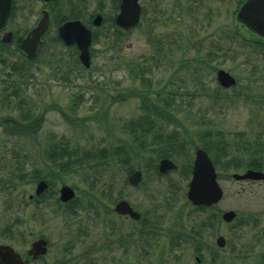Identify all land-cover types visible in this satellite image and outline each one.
<instances>
[{
    "label": "rangeland",
    "instance_id": "obj_1",
    "mask_svg": "<svg viewBox=\"0 0 264 264\" xmlns=\"http://www.w3.org/2000/svg\"><path fill=\"white\" fill-rule=\"evenodd\" d=\"M100 2L80 0L78 4L83 14L94 13L95 16L102 9L104 12H100L106 18L101 26H94L92 65L89 68L73 63L71 59L78 58L76 49L66 48L57 40L58 26L55 24L44 38L40 58L26 63L28 73L22 76L11 72V64L24 60L22 53L16 51L17 39L37 24L42 9L46 7L43 0H16V13L5 28L14 32L13 40L6 48L0 46V59L6 61L0 63V98L4 79L17 83L29 80L34 84L27 92L30 91L31 98L38 103V111H44L47 106L50 108L45 110V119L36 135H17L7 133L1 118L8 112L11 115L18 112L8 110L0 103V240L6 239L1 233L3 228L8 229L11 224L19 228L17 223L26 220L34 237L45 235L50 239L48 258L51 264L67 255L64 247L70 244L74 245V254L79 258L75 264H123L122 249L115 245L109 248V239L116 241L115 232L123 223L125 228L132 230L139 224L114 212L115 198L121 193L136 209L157 220L155 222L161 228L160 243L167 244L169 238L164 232L176 220V211L183 208L182 213L184 210L186 214L190 209L186 192L192 174L191 170L188 171L187 161L195 146L202 144L200 136L204 131L214 141L215 159L221 154L218 146L225 152L222 165L217 167L219 182L225 191L218 208L238 210V180L233 173L238 172L239 133L250 135L252 132L254 111L249 99L253 90L252 70L258 68L262 75L264 73V48L253 46L246 40L251 33L237 20L238 0H225L222 7L218 0H179V5L175 4L176 0H140L144 9L141 23L124 36H120L114 21L120 0H104L102 7ZM81 19L89 20L87 16ZM5 30H0V42ZM234 35L231 39L230 36ZM135 63L148 67L147 74L138 73L134 69ZM220 68L236 77V86L223 88L219 85L216 76ZM29 73L35 74V78ZM145 92H148L147 97ZM11 98L16 100L17 96ZM154 101L166 102L173 115L157 117L154 129L164 130L166 135L177 131L179 138L186 140L187 144L184 151L171 158L178 164V171L162 178L155 176L154 171H143V180L146 183H181L176 201L167 198L171 195L166 187L161 189V195L151 198L153 189L146 183L137 188L125 186L127 172L118 163L95 183L94 194L100 201L92 196L94 201L89 208L90 197L85 189L91 183L85 177V171L60 168L61 177L54 178L55 194L45 204L47 221L43 223L42 219L31 220L33 206H26L30 195L35 194L38 182L30 179L18 187L2 186L5 179L13 177V172L24 170L23 173L32 174L36 168L43 169L45 161L41 150L51 144L54 136H64L71 146L82 151L125 145L126 142L135 146L137 141H133L128 128L130 121L144 112L152 114L149 105ZM152 155L149 149L142 150V161L138 164L145 165ZM134 166L139 169L137 162ZM64 184L76 186L77 198L82 201L75 214H66L65 207L61 209L63 213H54L59 207L55 204L59 189ZM149 209L157 213L151 215ZM111 219L115 220L117 229L111 230ZM28 233L24 231L25 238ZM96 242L98 246L93 249ZM141 245L143 242L138 240L132 247L130 261H139ZM82 253L84 257H80Z\"/></svg>",
    "mask_w": 264,
    "mask_h": 264
},
{
    "label": "flooded vegetation",
    "instance_id": "obj_2",
    "mask_svg": "<svg viewBox=\"0 0 264 264\" xmlns=\"http://www.w3.org/2000/svg\"><path fill=\"white\" fill-rule=\"evenodd\" d=\"M218 2L222 7L225 0H218ZM245 2L246 0H238L236 13ZM175 4L179 5V0H176ZM240 24L247 28L244 24ZM250 33L251 44L264 48V35L254 31H250ZM252 83L253 90L249 98L252 101L254 111V120H251L252 132L250 135L240 132L238 142V210L235 208H218V204L225 195L222 186L223 195L220 200L212 204H195L188 198V189H190L191 183L189 181L186 198L190 209L186 214L184 210L182 213L183 208L176 211L174 217L176 220L164 232L165 236L169 238L168 243L164 245L160 243L159 232L161 228L156 223L157 220L155 222L153 218L147 216V213L140 212L132 203V207L141 214L139 218L135 219L130 214L118 213L116 211L117 203L127 198H115L114 212L127 220L138 222L140 227L134 228L133 231L131 228H125V223H123L122 227L117 229L115 228V220L111 219L109 222H112L111 227L109 226L111 230L117 229L115 232L117 234L116 241H113V243L109 239L111 242L109 248L115 245L122 249L124 254L123 264H264V177L255 175L242 177L250 171L264 173V120H260L262 114L264 115V73L262 75L258 68L252 70ZM260 84L263 90H261ZM154 137V133H149L150 139L145 143L147 147L156 144L154 143ZM200 147L196 146L194 148L193 155L188 157L189 162L186 160L188 171L194 170L197 151ZM218 148L219 153H221L219 157L217 156L218 159L214 157L213 147H210V149L205 148L216 168L222 165V155L225 156L224 149L221 146H218ZM146 184H148L147 187L153 189L150 194L151 198H155L156 194L161 195V189L164 190L166 187V191L169 190L167 193L171 195L167 198H172L175 201V195L181 185V183L173 181L167 183L151 181ZM121 195L123 194L121 193ZM230 211L234 214L231 219H227L226 213ZM148 212L151 215H153V212L154 214L157 213L154 209H149ZM158 218L161 219L159 213ZM31 220L33 219L31 218ZM27 233L26 238L24 235L19 236L16 225H13V227L4 230L2 235L6 239L4 241L0 240V244L12 246L21 255L25 264H51L48 258L51 249L50 239L45 235L34 237V232L30 230V227H28ZM28 236L30 237L28 238ZM41 238L48 241V251L35 257L30 251L33 249V243ZM95 240H98V238L96 237ZM138 240L143 242V245L140 246V259L138 262H132L129 259V254H131L132 247L138 243ZM97 243L92 246L93 249H96ZM73 247V244H70L69 247L65 246L64 249L67 255L64 254L62 258L55 261V264H75L79 258L75 256ZM84 255L82 253L80 257H84Z\"/></svg>",
    "mask_w": 264,
    "mask_h": 264
},
{
    "label": "trees",
    "instance_id": "obj_3",
    "mask_svg": "<svg viewBox=\"0 0 264 264\" xmlns=\"http://www.w3.org/2000/svg\"><path fill=\"white\" fill-rule=\"evenodd\" d=\"M79 2L80 0H51L50 4L52 6H50V8L55 24L58 25L62 21L73 18L85 19L86 16L89 18L90 13L87 12L88 15L83 14L84 11L81 10L80 5H78ZM104 3V0H101V7L105 5ZM16 10V0H13L11 16L16 13ZM100 11L102 13L104 12V10L102 9H100L99 12ZM235 36L236 35L232 37L230 36V38L234 39ZM23 37L24 35L20 36L17 39L18 41L16 43V51L22 53L24 60L23 62H21L22 64L20 62L11 64V72H15L16 74H20L22 76L25 73H28L25 68L26 63H32L38 60L43 51V47H40L36 58L31 59L20 48V43ZM57 40L61 42V38L59 36H57ZM0 46L6 48L8 47V44L0 42ZM71 60L75 65L81 63L79 58H77V60H74L72 58ZM5 62V59H0V63ZM134 69L138 73L143 75L147 74L149 70L148 67L138 63L134 64ZM29 76L35 78V74L33 73H29ZM3 82L4 88L2 89V97L0 98V103L8 110H16L18 112L15 115H11V112H8V114H5L1 118L2 124H4L7 133L17 135H36L38 132V128L42 125L43 120L45 119V110H48L50 108L47 106L44 111H38V103L31 98L32 95H30V91L27 92V89L30 90V85H33L34 82L31 83L29 80H27L26 83H17L16 80L11 81L8 79H4ZM144 94L145 97H147L148 92H145ZM13 95L17 96L16 100L11 98V96ZM151 104L152 105H149V107L153 111V115L144 112V114H142L135 120L130 121V125L128 128L133 137V141H137V143H134L135 146L132 143L126 142L125 145L101 148L99 147L98 149H84L82 151L77 146H71L70 142L64 136L60 138H56L54 136L50 140L51 144L41 150L42 158L45 161L43 169L36 168L34 169L32 174L23 173L25 172L24 170L18 173L13 172V177L5 179L4 183H2V186L4 188L18 187L23 182L25 183V181L30 179L34 180V182H38L42 179L47 180L49 182V188L42 195L35 196L32 200H29V203H26L27 205L24 203L26 206H30V204H32L33 212L30 214V217L33 220L35 219L36 221H40L42 219L41 221L45 223L47 221V214L44 213L46 208L45 204L48 203V199L52 197L53 194H55L54 178L61 177L58 172L60 168L64 171H68L69 169L73 168L85 171V177H88L89 182L91 183L89 188L85 189L87 197H90L87 203V207L89 208H91V206L93 205L94 200L92 196H95L96 198V194H94L95 183L103 178V175L108 174L113 165L121 163L122 167L125 168L127 174H130L136 169L134 165L137 162V168H147V171L155 170L154 175L162 178V175L157 171V159L162 157H172L174 154L184 151L187 142L186 140H181L179 138V132L177 131L166 135L164 130L154 129L156 127V123L154 122V120H156L157 117L162 118L167 114L171 116L173 115L168 110L166 102H163L162 104L159 101H154L151 102ZM149 133L155 134V137L153 139L154 143L156 144L154 145V148L151 149H149V147L145 145L146 141L149 139ZM203 134L204 135L200 136L202 144L206 148L210 149V147H213L214 141H212L213 139H209V133L207 134L204 131ZM148 149L151 152L153 151V155L149 157L146 165H139L138 162L140 160L142 161V158L140 157L142 150L147 151ZM55 166L58 169H56ZM21 168L22 167H19V169ZM25 176L29 178L25 179ZM15 179H18L19 181H16ZM73 187L75 188L76 186ZM55 204H58L59 207L57 208L58 210H54V213H58L59 211L63 213L64 211H61V209L65 207V211L67 213L75 214L77 212L76 207L80 206L82 204V201L76 197L70 203L64 204L60 201L59 198H57ZM41 214H43L42 217H40ZM18 220L22 219L19 218ZM27 223L28 222H26V220L17 223L20 235L27 230Z\"/></svg>",
    "mask_w": 264,
    "mask_h": 264
},
{
    "label": "water",
    "instance_id": "obj_4",
    "mask_svg": "<svg viewBox=\"0 0 264 264\" xmlns=\"http://www.w3.org/2000/svg\"><path fill=\"white\" fill-rule=\"evenodd\" d=\"M49 1V0H45ZM12 0H0V29H2L11 13ZM142 6L139 0H122L120 5V13L117 16L116 22L126 30L132 29L140 22ZM102 15H98L94 23L101 24ZM238 19L243 22L251 31L264 35V0H247L238 12ZM50 27V13L48 10H43V16L38 24L31 29L27 36L22 40L21 49L24 50L30 57H35L40 44L42 43L43 35ZM60 34L67 44H77L81 50L80 58L84 65H91L90 46L92 43V31L81 20H69L60 25ZM13 38V32L8 31L3 36V41L9 42ZM218 79L224 86H231L236 83V78L224 69L218 71ZM175 163L170 159H163L160 170L166 173L169 169L175 168ZM255 175L264 177L263 172L250 171L243 175ZM238 178V174H235ZM142 179V171L138 170L130 176V182L137 185ZM48 187V183L44 180L40 181L37 186V194H41ZM76 195L75 190L69 185H63L61 188V199L64 202L69 201ZM223 190L217 180V172L215 166L210 159L207 151L200 148L197 151L195 166L193 170V178L190 183L188 192L189 198L196 204H212L222 198ZM116 210L120 213H129L134 218H139L141 215L135 211L130 203L126 200H121ZM234 212L226 213L227 219H231ZM47 241L43 238L36 240L33 243V249L30 251L35 257L47 252ZM14 263L25 264L21 255L17 253L10 245L0 244V264Z\"/></svg>",
    "mask_w": 264,
    "mask_h": 264
}]
</instances>
